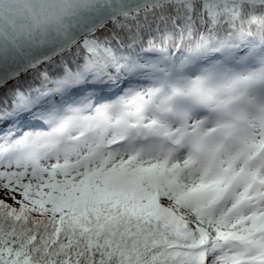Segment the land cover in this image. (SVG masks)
Returning <instances> with one entry per match:
<instances>
[{"label":"snow or ice","instance_id":"snow-or-ice-1","mask_svg":"<svg viewBox=\"0 0 264 264\" xmlns=\"http://www.w3.org/2000/svg\"><path fill=\"white\" fill-rule=\"evenodd\" d=\"M0 264H264V0H0Z\"/></svg>","mask_w":264,"mask_h":264}]
</instances>
